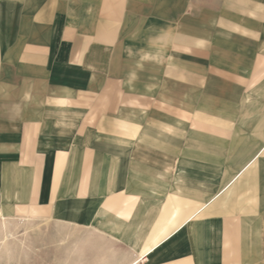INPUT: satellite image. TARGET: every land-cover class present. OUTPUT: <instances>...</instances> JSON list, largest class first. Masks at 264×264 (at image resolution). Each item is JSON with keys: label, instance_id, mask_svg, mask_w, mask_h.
Masks as SVG:
<instances>
[{"label": "rangeland", "instance_id": "1", "mask_svg": "<svg viewBox=\"0 0 264 264\" xmlns=\"http://www.w3.org/2000/svg\"><path fill=\"white\" fill-rule=\"evenodd\" d=\"M88 1L64 3L83 8ZM155 1L158 6H140L137 58L129 34L119 41L125 62L113 73L115 86L102 89L104 99L114 96V109L104 113L103 103L87 108L64 98L74 74L62 68L54 76V104L51 98L0 103V264H133L117 236L124 230L97 213L100 198L116 188L143 196L133 224L140 255L148 243L180 240L188 244L181 251H187L203 239L212 242L207 264H264V23L256 20L264 3L228 31L220 23L228 18L225 8H202L210 11L203 17L204 33L210 34L204 47L222 45L208 61L228 68L206 73L201 85L184 92L163 71L190 52L163 31V16L174 14L177 0ZM122 2L95 8L126 18L117 26L130 29V7ZM51 111L66 129L62 144L77 159L66 172L60 202L39 210L18 201L9 205L1 171L12 159L16 125L24 118H49Z\"/></svg>", "mask_w": 264, "mask_h": 264}, {"label": "crops", "instance_id": "2", "mask_svg": "<svg viewBox=\"0 0 264 264\" xmlns=\"http://www.w3.org/2000/svg\"><path fill=\"white\" fill-rule=\"evenodd\" d=\"M226 1L219 5L204 4L202 0H177L173 4L174 14L163 16V31L169 33L168 38L179 48L190 51L182 54L174 66L165 64L163 70L164 78L174 80L184 92L188 86L197 88L201 85L206 73L228 68L213 67L208 61L215 60L209 55L222 45L214 41L204 47L203 39L210 34L204 33L203 17L210 11L202 8H225L228 18L220 23L221 29L228 31L236 20L247 21L245 16L250 13V8L261 7L264 3V0ZM158 4L155 0L147 3L123 0L121 5L130 7L131 27L120 29L117 23L126 18L119 21L116 13L104 16L96 11L97 6H111L108 0H89L83 8L65 4L64 0H0V103L5 105L11 98H51L54 104V98H59L54 95V87L58 86L54 76L62 68L74 74L68 84L69 94L64 98H69L75 106L87 108L103 103L104 113L114 109V96L104 99L102 89L105 85L115 86L113 73L125 62L122 58L124 48L119 41L129 34L131 45L136 46L133 58L138 56L142 47H137L136 40L143 32V29L139 30L140 6L155 7ZM113 5L116 7L117 4ZM127 12L121 14L126 17ZM256 16V20L264 23V14ZM150 23L154 25L153 21ZM220 32L224 33L223 30ZM130 60L128 56L126 61ZM218 60L219 65L227 62ZM93 71L97 72L96 80ZM16 126L12 159L1 171L3 198L10 199L9 205L11 200L13 204L18 201L32 210L54 208L60 202L70 162L77 160L71 157L70 148L62 144L66 142V129L59 126L58 119L54 121V111L49 118H24ZM143 203L140 193L116 188L100 198L97 208L99 216L124 230L117 236L129 247L133 264H207L212 242L205 243L203 239L192 243V248L187 251H181L188 244H182L180 240H177L178 244H169L167 239L156 245L148 243L146 251L140 255L138 233L133 224L142 212ZM69 213V210L64 211L66 216Z\"/></svg>", "mask_w": 264, "mask_h": 264}]
</instances>
